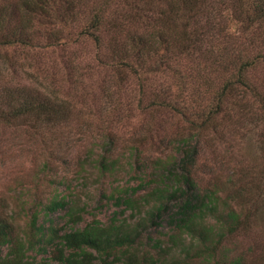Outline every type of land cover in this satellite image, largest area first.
<instances>
[{
	"label": "trees",
	"instance_id": "16d2710c",
	"mask_svg": "<svg viewBox=\"0 0 264 264\" xmlns=\"http://www.w3.org/2000/svg\"><path fill=\"white\" fill-rule=\"evenodd\" d=\"M95 75L103 112L113 114L108 124L136 101L142 124L161 112L185 126L163 146L148 129L157 154L144 153L141 138L117 152L106 132L96 152L79 161L102 175L123 168L136 180L114 187L120 211L108 224L77 227L83 208L65 194L41 207L45 217L64 211L72 227L62 233L39 224L34 212L29 232L20 234L12 214L0 211V264H183L139 256L143 233L165 223L169 249L188 237L211 252L222 237L251 228L247 200L223 192L212 167L202 163L200 172L198 158L201 142L212 146L241 130L264 156V0H0L1 125L66 124L74 99L91 88L84 80ZM132 84L135 99L127 98ZM257 176L255 188L263 187ZM210 233L218 236L214 243ZM152 245L162 249L158 239ZM48 248L47 258L28 254Z\"/></svg>",
	"mask_w": 264,
	"mask_h": 264
},
{
	"label": "rangeland",
	"instance_id": "374dc122",
	"mask_svg": "<svg viewBox=\"0 0 264 264\" xmlns=\"http://www.w3.org/2000/svg\"><path fill=\"white\" fill-rule=\"evenodd\" d=\"M97 82L99 78L96 75L84 80L86 86L91 88L86 89L85 96L80 95L74 99L75 106L71 109L73 112L66 124L49 128L0 124V211L12 214L18 233L29 232L27 224L34 212H38V223L44 227L51 224L59 229V233L71 229L72 225L67 222L64 211L48 217L42 212V203L47 202L54 194L68 195L83 208L80 211L83 220L77 227L81 228L94 220L102 224L110 223L114 213L120 211V207L115 206L112 199L114 187L127 183L134 185L136 180L129 177L123 168L117 173L102 175L89 165L82 166L79 161L86 159L85 156L89 153L96 152L97 146L102 142L101 136L106 132L112 133L113 149L117 152L127 150L141 138L140 143H137L144 153L151 151L152 154H157V147L151 148L147 130H152L153 142L163 146L178 126H185L179 117L161 112L154 116L145 115V122L142 124V115L136 101L130 105L124 103L119 114L115 115L117 120L110 125L106 121L114 119L113 114L109 117L107 112H103L101 104L106 99L97 88ZM112 84L113 81L105 80V85H109V91L115 99ZM133 87L134 84L130 89ZM76 93L72 92L71 97ZM127 98L135 99L134 89L127 93ZM241 132L231 135L226 133L224 140H215L212 146L201 142L198 163L200 172L202 163L213 168L223 192L234 197L242 195V199L247 200L245 208L247 206L251 215V228L222 237L217 249L208 252L204 251L201 241L199 244L196 241L194 243L188 237H183L185 239L179 248L169 249L166 234L170 230L163 223L161 227L152 226L143 233L139 256L145 253L154 258L179 259L183 264H233L237 259L242 264H264V156L255 139L241 138ZM259 172L262 176L260 186L263 187L255 188V178L260 177L257 176ZM237 186H243V189L235 190ZM229 203L231 206L236 204L233 201ZM222 209L223 212L226 211L225 206ZM128 213L129 211L125 215ZM214 221L212 218L209 222ZM199 228L202 230V224ZM210 237L212 243L218 239L215 233H210ZM156 239L162 244L160 250L152 245ZM47 250L43 254H36L35 251H29L28 254L40 260L50 257L52 248ZM47 261L55 264L51 259Z\"/></svg>",
	"mask_w": 264,
	"mask_h": 264
}]
</instances>
